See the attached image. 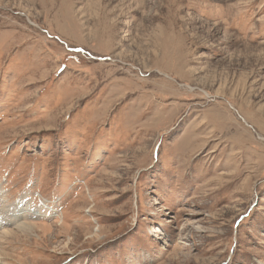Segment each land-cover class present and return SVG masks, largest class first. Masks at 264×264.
<instances>
[{
	"label": "rangeland",
	"instance_id": "rangeland-1",
	"mask_svg": "<svg viewBox=\"0 0 264 264\" xmlns=\"http://www.w3.org/2000/svg\"><path fill=\"white\" fill-rule=\"evenodd\" d=\"M0 264H264V0H0Z\"/></svg>",
	"mask_w": 264,
	"mask_h": 264
},
{
	"label": "bare ground",
	"instance_id": "bare-ground-1",
	"mask_svg": "<svg viewBox=\"0 0 264 264\" xmlns=\"http://www.w3.org/2000/svg\"><path fill=\"white\" fill-rule=\"evenodd\" d=\"M31 209V208H30ZM30 209H27V211H24L23 210V214L22 212H20L22 210V208L19 206L18 209L14 210L15 211V218L13 220H16V221H20V228L23 230V229H32V224L31 223H28V222H22L21 218L25 217V216H28L30 214L34 215L35 213H31V210ZM12 213V212H11ZM14 213V212H13Z\"/></svg>",
	"mask_w": 264,
	"mask_h": 264
}]
</instances>
